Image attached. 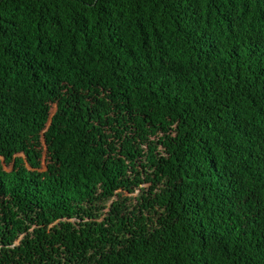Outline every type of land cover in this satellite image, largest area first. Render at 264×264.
I'll return each instance as SVG.
<instances>
[{
	"label": "trees",
	"instance_id": "obj_1",
	"mask_svg": "<svg viewBox=\"0 0 264 264\" xmlns=\"http://www.w3.org/2000/svg\"><path fill=\"white\" fill-rule=\"evenodd\" d=\"M0 264H264V0H0Z\"/></svg>",
	"mask_w": 264,
	"mask_h": 264
}]
</instances>
